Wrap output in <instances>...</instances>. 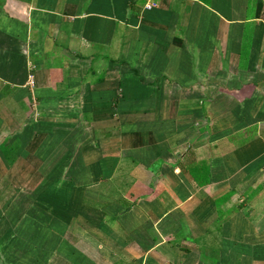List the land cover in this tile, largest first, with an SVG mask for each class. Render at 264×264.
<instances>
[{"label":"crops","instance_id":"0c3cea01","mask_svg":"<svg viewBox=\"0 0 264 264\" xmlns=\"http://www.w3.org/2000/svg\"><path fill=\"white\" fill-rule=\"evenodd\" d=\"M260 1L0 0V264H264Z\"/></svg>","mask_w":264,"mask_h":264},{"label":"trees","instance_id":"16d2710c","mask_svg":"<svg viewBox=\"0 0 264 264\" xmlns=\"http://www.w3.org/2000/svg\"><path fill=\"white\" fill-rule=\"evenodd\" d=\"M190 173L193 176V180L197 186L204 185L207 182L208 175H204V166L196 164L190 168Z\"/></svg>","mask_w":264,"mask_h":264},{"label":"rangeland","instance_id":"374dc122","mask_svg":"<svg viewBox=\"0 0 264 264\" xmlns=\"http://www.w3.org/2000/svg\"><path fill=\"white\" fill-rule=\"evenodd\" d=\"M255 1L257 2V0H255ZM259 1H260V0H259ZM260 2H262V1H260ZM263 3H264V2H263ZM262 16H263V18H264V11H263V15H262Z\"/></svg>","mask_w":264,"mask_h":264},{"label":"built area","instance_id":"2783aa9c","mask_svg":"<svg viewBox=\"0 0 264 264\" xmlns=\"http://www.w3.org/2000/svg\"><path fill=\"white\" fill-rule=\"evenodd\" d=\"M262 2H264V0H261ZM31 79V82H32V78H30Z\"/></svg>","mask_w":264,"mask_h":264}]
</instances>
